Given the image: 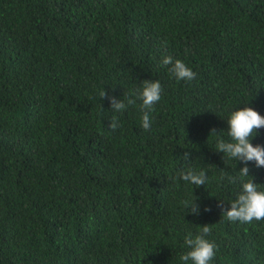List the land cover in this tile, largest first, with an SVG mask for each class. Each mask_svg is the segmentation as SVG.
<instances>
[{
	"label": "trees",
	"instance_id": "16d2710c",
	"mask_svg": "<svg viewBox=\"0 0 264 264\" xmlns=\"http://www.w3.org/2000/svg\"><path fill=\"white\" fill-rule=\"evenodd\" d=\"M144 80L162 87L147 131L137 106L98 97ZM244 106L264 117V0H0V264H184L204 225L211 264H264V220L222 215L242 182L264 191V167L240 178L215 151ZM250 142L264 148V128ZM188 167L204 186L176 179Z\"/></svg>",
	"mask_w": 264,
	"mask_h": 264
},
{
	"label": "clouds",
	"instance_id": "9594fccd",
	"mask_svg": "<svg viewBox=\"0 0 264 264\" xmlns=\"http://www.w3.org/2000/svg\"><path fill=\"white\" fill-rule=\"evenodd\" d=\"M160 63L161 66L167 67L170 76L177 81H192L196 77V73L190 67L182 60L174 59L171 55L163 56ZM161 93L162 87L158 80H144L140 83L139 88L125 96L123 100L109 96L104 89L98 93V97L107 99L111 110L114 112H123L129 106H137L142 114L141 127L147 131L151 129V113L154 111V105L160 101ZM138 101L139 104H137ZM227 125V135L230 140L225 141L219 138L215 151L245 165L238 173L240 178H249V168L247 167L249 162H254L256 167H264V148L259 145L253 146L250 142L256 130L264 128V117L251 107L244 106L230 113ZM121 126L115 116L108 123V129L111 132L116 131ZM210 135L218 134L213 129ZM184 158L187 159V154ZM176 179L193 185L194 188H199L206 184L208 177L203 169L196 171L188 167L178 171ZM232 182L234 183L235 180L233 179ZM260 189L261 187L253 183L251 178L242 182L241 191L227 210L222 209V215L230 222L250 224L254 220L257 222L264 220V191ZM196 201L197 198L192 195V199L182 200L180 203L187 214L198 216L200 206ZM204 211L207 212L210 209L205 208ZM198 228L199 231L195 235L188 232L184 237V246L190 249L180 256V260L184 264H188V261H191L192 264H211L215 257L217 245L206 238L211 234V226L204 225L198 226Z\"/></svg>",
	"mask_w": 264,
	"mask_h": 264
}]
</instances>
